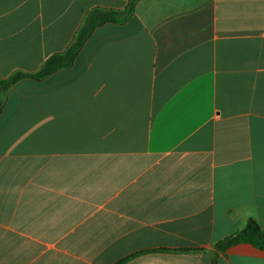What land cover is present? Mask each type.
I'll use <instances>...</instances> for the list:
<instances>
[{"label":"crops","instance_id":"crops-1","mask_svg":"<svg viewBox=\"0 0 264 264\" xmlns=\"http://www.w3.org/2000/svg\"><path fill=\"white\" fill-rule=\"evenodd\" d=\"M126 4L0 0V80ZM248 220L264 229V0H139L70 69L9 89L0 264H264L216 249Z\"/></svg>","mask_w":264,"mask_h":264},{"label":"trees","instance_id":"trees-1","mask_svg":"<svg viewBox=\"0 0 264 264\" xmlns=\"http://www.w3.org/2000/svg\"><path fill=\"white\" fill-rule=\"evenodd\" d=\"M138 1L139 0H127L125 8L119 11L101 8L92 9L84 16L81 26L63 52L49 56L36 72L26 73L16 71L7 79L0 80V113L4 107L7 93L14 84L24 79L43 81L57 71L70 69L74 64L76 56L95 29L108 23L117 25L127 23L132 18L135 5ZM239 243H246L259 250H264V229L254 220H248L240 231L220 241L216 245V249L223 252L229 246ZM172 251L189 252L195 250L179 249ZM131 257L133 256L120 260L117 264H122ZM215 261L216 258L213 256L211 258V263L215 264Z\"/></svg>","mask_w":264,"mask_h":264}]
</instances>
